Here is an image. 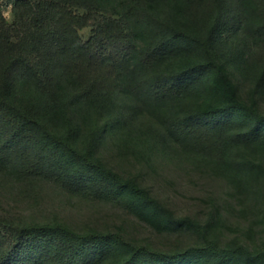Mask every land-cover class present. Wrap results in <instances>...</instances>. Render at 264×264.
Masks as SVG:
<instances>
[{
  "label": "trees",
  "instance_id": "16d2710c",
  "mask_svg": "<svg viewBox=\"0 0 264 264\" xmlns=\"http://www.w3.org/2000/svg\"><path fill=\"white\" fill-rule=\"evenodd\" d=\"M9 1L14 9L35 10L27 29L12 38L0 9L1 168L23 177L44 174L71 191L119 196L129 209L182 222L102 162L98 127L79 143L70 116L78 106L114 112L113 128L139 132L232 189L249 172H264V114L239 99L225 67L264 95V0ZM113 2L119 17L103 13V4ZM85 28L87 40L80 35ZM63 75L69 86L55 89ZM243 254L264 258V252ZM237 256L214 244L161 252L109 232L0 217V264H236Z\"/></svg>",
  "mask_w": 264,
  "mask_h": 264
},
{
  "label": "rangeland",
  "instance_id": "374dc122",
  "mask_svg": "<svg viewBox=\"0 0 264 264\" xmlns=\"http://www.w3.org/2000/svg\"><path fill=\"white\" fill-rule=\"evenodd\" d=\"M103 6L107 16L122 15L120 5L114 2ZM0 9L6 24L4 29L13 38L17 32L22 34L27 29L28 17L35 6L14 9L9 0H0ZM9 13L10 18H6ZM46 17L51 21L52 13ZM80 35L87 40L91 35L89 28L81 30ZM222 47L218 45V49ZM223 51L228 52L225 48ZM225 67L239 99L254 104L264 114V95L255 91L253 83L242 80L231 66ZM64 78L63 75L55 89L66 90L70 81ZM71 86L75 90V85ZM76 107L70 116L76 123L74 130L79 143H85L90 130L98 127L96 155L102 162L147 189L172 212L174 219L182 222L169 223L154 211L129 209L119 196L71 191L44 174L23 177L1 167L0 217L16 225L58 222L81 233L109 232L127 242L161 252L214 244L239 253L236 264H264V258L249 260L243 254L246 250L255 254L264 252L263 171L249 172L246 183L232 189L223 178L207 169L161 152L139 132H120L113 128L114 122L109 116L114 112L106 109L87 112ZM60 124L65 130L64 123Z\"/></svg>",
  "mask_w": 264,
  "mask_h": 264
},
{
  "label": "clouds",
  "instance_id": "9594fccd",
  "mask_svg": "<svg viewBox=\"0 0 264 264\" xmlns=\"http://www.w3.org/2000/svg\"><path fill=\"white\" fill-rule=\"evenodd\" d=\"M6 18H10V13L6 15Z\"/></svg>",
  "mask_w": 264,
  "mask_h": 264
}]
</instances>
